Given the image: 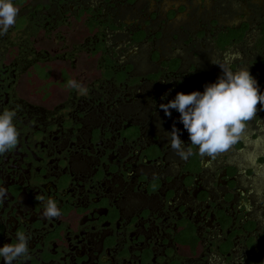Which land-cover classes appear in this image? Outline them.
I'll return each mask as SVG.
<instances>
[{
    "label": "flooded vegetation",
    "instance_id": "1",
    "mask_svg": "<svg viewBox=\"0 0 264 264\" xmlns=\"http://www.w3.org/2000/svg\"><path fill=\"white\" fill-rule=\"evenodd\" d=\"M12 2L0 110L18 143L0 155V244L28 247L14 264H264L235 169L158 107L213 82L225 51L264 89V0ZM173 124L187 160L165 141Z\"/></svg>",
    "mask_w": 264,
    "mask_h": 264
},
{
    "label": "clouds",
    "instance_id": "2",
    "mask_svg": "<svg viewBox=\"0 0 264 264\" xmlns=\"http://www.w3.org/2000/svg\"><path fill=\"white\" fill-rule=\"evenodd\" d=\"M16 15L12 0H0V33L15 23ZM238 59L239 53L231 51H225L218 59H209L220 69L213 82L202 85V91L176 92L158 107L166 117L171 115L170 109L179 114L178 121L188 134L187 145L193 146L201 158L214 162L226 157L225 162L235 169L238 186L247 200L245 212L252 214L257 224H264V121L256 115L257 104L264 111V89L259 88L248 67H231ZM14 115L11 110H0V155L18 143ZM179 132L173 124L170 131L164 132L165 141L180 159L187 160L193 153L181 141ZM5 195L0 188V199ZM42 215H59L54 200L43 202ZM14 239V243L0 244L2 264H14L27 254L25 235L17 234Z\"/></svg>",
    "mask_w": 264,
    "mask_h": 264
}]
</instances>
